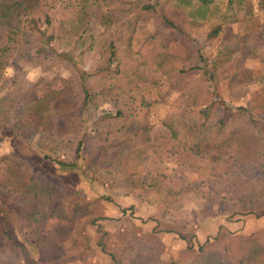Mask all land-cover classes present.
I'll use <instances>...</instances> for the list:
<instances>
[{
    "label": "trees",
    "instance_id": "trees-1",
    "mask_svg": "<svg viewBox=\"0 0 264 264\" xmlns=\"http://www.w3.org/2000/svg\"><path fill=\"white\" fill-rule=\"evenodd\" d=\"M122 1L0 0V126L17 138H35L42 159L59 168L79 170L90 180L101 175L120 177L132 186L147 185L139 181V175L150 152L154 162L162 163L167 162L163 155L199 157L212 151L218 160L232 155L234 167L231 172L224 170L221 180L236 189L228 195L236 202L234 214L264 216V84L239 107L221 100L219 92L221 83L232 90L257 81L243 62L246 54L241 48L252 43L248 55H255L264 42L261 31L250 26L252 14L245 15L242 31L232 34L213 55L206 50L222 32L221 24L202 41H191L149 3L116 26L110 9ZM208 2L201 1L203 5ZM60 3L70 16L54 25L51 13ZM259 4L264 12V0ZM198 13L205 17L207 10ZM152 18L160 21L152 35L158 45L154 71L173 85L181 103L180 112L165 124L167 131L159 132L156 139L151 137L152 127L136 115L134 96L144 62L131 45L138 24ZM125 27L129 34L120 61L117 47ZM86 34L89 52L97 55L88 69L81 68L77 60V43ZM171 38L180 39L184 55L171 52ZM239 53V62L230 72L227 65ZM22 64L39 67L42 73L60 66L69 74L59 77V84L43 78L30 81L21 71ZM12 65L17 71L8 77ZM203 94L211 99L200 106ZM95 103L109 104L114 110L88 116ZM17 106L22 112L9 124V115ZM78 133L84 140L70 138ZM85 141H90L87 154H83ZM171 141L178 144L179 152ZM0 193L7 202L0 222V264L14 261L20 248L8 235V214L17 217L39 255H58L63 250L58 248L61 241L73 236L77 243L85 225L100 231L101 222L109 219L100 202L109 198L87 200L80 189L61 183L33 161L15 154L0 157ZM193 253L186 264H264V234L219 231ZM157 255L138 252L127 262L115 255L110 258L113 264H163Z\"/></svg>",
    "mask_w": 264,
    "mask_h": 264
},
{
    "label": "rangeland",
    "instance_id": "rangeland-1",
    "mask_svg": "<svg viewBox=\"0 0 264 264\" xmlns=\"http://www.w3.org/2000/svg\"><path fill=\"white\" fill-rule=\"evenodd\" d=\"M201 1L123 0L110 10L114 24L118 26L134 14L140 13L142 6L154 4L191 41H202L215 25L221 24L222 32L206 50L208 54L213 55L217 53L219 46L231 39L232 34L242 31V26L246 24L245 15L250 12L253 18L249 21L250 26L253 25L254 31H261L264 41V12L260 8L259 0H232L231 4L229 0H208L206 5ZM203 10H207V15L200 17L198 12ZM51 16L53 24L56 25L59 21L69 18L70 12L64 3H60ZM159 23L160 21L154 18L139 23L131 35V45L134 50L139 51L144 62L138 71L139 90L134 96L136 115L138 120L152 127L153 139L158 137L159 132L167 131L165 124L180 112L181 106L180 94L172 84L154 71L158 45L152 35L157 26H160ZM128 34L126 27L120 32L123 40L117 47V57L120 61L123 59V44ZM253 47L252 43L241 45L242 52L246 54L243 62L254 71L257 81L232 90H228L224 83L219 86L221 100L232 107L244 106L264 84V81H261L264 78V42L257 46L255 55H248ZM169 48L177 56L184 55L185 50L180 39L171 38ZM77 56L81 68L88 69L96 63V53L89 52L87 34L77 43ZM239 58L240 53L227 65L230 72H234ZM20 67L30 81L43 78L44 82L59 84L58 78H65L69 74L60 66L46 73H42L39 67L27 64ZM15 71L17 70L12 65L6 75L10 77ZM210 99V95L203 94L200 106L207 105ZM92 110L88 116L113 111L114 108L109 104L95 103ZM21 112L20 106L15 107L9 115V124H12ZM70 138L84 140V136L79 133L70 135ZM171 142L179 152L178 144ZM89 150L90 141H85L83 154H87ZM171 152L172 150L169 151ZM12 154L17 158L23 156L33 161L61 183L80 189L87 200L109 198V201L100 200L104 206V215L109 219L101 222L100 231L94 226L85 225L83 237L77 243L73 241V236L61 241L58 248L63 250L58 255H39L21 229L22 225L17 217L8 214L5 216L8 235L20 247L15 260L9 261L8 264H113L110 255L127 262L138 252L158 254L157 258L163 264H186L191 261L198 245L216 236L219 231L264 234V216L234 214L236 202L231 201L232 198L228 195H231L230 190L236 192V189L229 186V182L221 180L224 170L231 172L234 167L232 155L225 154L222 160H218L217 153L212 151L199 157L163 155L162 160L167 162L162 163L154 162L150 152L139 175V181L146 182L147 185L139 183L132 186L120 177L101 175L90 180L82 176L79 170L59 168L42 159L35 138H17L0 126V157ZM78 164L83 166L81 161ZM6 206V199L0 193V222L1 218H4L3 209ZM19 228L22 231L19 232Z\"/></svg>",
    "mask_w": 264,
    "mask_h": 264
}]
</instances>
